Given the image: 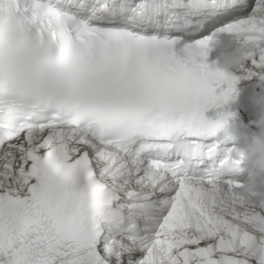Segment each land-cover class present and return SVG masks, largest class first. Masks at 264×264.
Returning <instances> with one entry per match:
<instances>
[{
    "label": "snow or ice",
    "instance_id": "1",
    "mask_svg": "<svg viewBox=\"0 0 264 264\" xmlns=\"http://www.w3.org/2000/svg\"><path fill=\"white\" fill-rule=\"evenodd\" d=\"M249 81L264 95V0H0V264H264L217 137Z\"/></svg>",
    "mask_w": 264,
    "mask_h": 264
},
{
    "label": "clouds",
    "instance_id": "2",
    "mask_svg": "<svg viewBox=\"0 0 264 264\" xmlns=\"http://www.w3.org/2000/svg\"><path fill=\"white\" fill-rule=\"evenodd\" d=\"M206 54L211 57L212 66L226 75H236L244 62L241 46L227 33L214 31L210 34ZM153 57L160 62L169 58V50L160 47L153 52ZM243 79V74H240ZM237 96L234 99L236 101ZM250 104V119L247 123L242 120L238 125L232 126L227 120L219 129L224 137L230 140L243 136V147L236 149L241 163L234 172H244V179L237 181L239 186L238 195L258 207L264 208V95L251 92L248 95ZM251 128L249 132H241L239 129ZM259 185V186H258Z\"/></svg>",
    "mask_w": 264,
    "mask_h": 264
}]
</instances>
